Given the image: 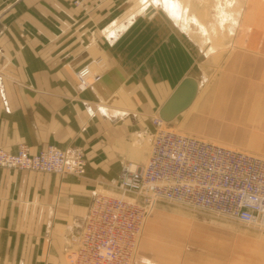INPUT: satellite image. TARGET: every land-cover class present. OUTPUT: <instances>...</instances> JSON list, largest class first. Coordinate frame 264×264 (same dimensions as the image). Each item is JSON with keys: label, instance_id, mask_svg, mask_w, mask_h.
<instances>
[{"label": "crops", "instance_id": "1", "mask_svg": "<svg viewBox=\"0 0 264 264\" xmlns=\"http://www.w3.org/2000/svg\"><path fill=\"white\" fill-rule=\"evenodd\" d=\"M137 1L81 8L71 0H0V147L15 152L26 144L36 153L50 143L64 149L74 139L87 151V174L113 181L119 155L128 152L125 132L137 134L141 123L158 115L184 77L198 82L193 101L230 96L225 76L213 81L210 93L200 91L201 79L187 71L182 43L193 42L190 25L203 26V0H178L183 21L164 7L144 9ZM263 39L249 34L244 40ZM93 53L109 57L111 69L97 88L77 92L75 73ZM237 80L241 91L247 80ZM110 89L121 94L112 101L131 107L103 105L101 94ZM45 175L53 173L0 167V264H64L63 232L72 228L59 216L81 211L85 197L74 193L60 208Z\"/></svg>", "mask_w": 264, "mask_h": 264}, {"label": "rangeland", "instance_id": "2", "mask_svg": "<svg viewBox=\"0 0 264 264\" xmlns=\"http://www.w3.org/2000/svg\"><path fill=\"white\" fill-rule=\"evenodd\" d=\"M170 1H176L181 7L172 17L187 20L186 15L182 17L185 14L182 3L166 0L167 8ZM139 4L140 0L137 1ZM203 5V11L199 12L203 26L190 25L188 34L193 42L182 43L187 51V71L201 79L200 91L210 93L216 89L213 81L225 76L230 83V96L196 101L194 107L183 110L166 122V127L264 158V0H203ZM165 11L169 14V8ZM162 16L160 12L158 19ZM249 34L263 40H244ZM152 44L141 43L140 46ZM93 54L79 68L88 66L91 69L90 87L95 89L107 77L111 64L106 55ZM245 66L249 67L246 71L237 69ZM239 78L247 80L241 91L240 85L236 84ZM117 95L121 94L112 89L108 93L103 91L101 103L106 106L116 104L124 109L131 107L129 101H112ZM156 115L153 113L148 122L141 123L137 134L125 132L124 147L128 152L119 155L121 161L113 181H103L87 174V151L74 139L64 149H77L84 164L82 171L79 174L60 172L45 175L54 188L51 200L57 201L60 208L68 206V198L74 193L85 197L81 211L68 214L67 218L57 217L63 219L61 224L66 222L72 228L70 232L66 229L63 232V249L69 235L78 230L85 216L90 188H93L92 192L116 190L121 165L132 163L139 166L145 161L150 138L156 129L151 120ZM49 145L58 147L54 143ZM63 259L65 263L64 250ZM263 259L264 238L255 228L207 211L158 199L145 213L132 264H264Z\"/></svg>", "mask_w": 264, "mask_h": 264}, {"label": "built area", "instance_id": "3", "mask_svg": "<svg viewBox=\"0 0 264 264\" xmlns=\"http://www.w3.org/2000/svg\"><path fill=\"white\" fill-rule=\"evenodd\" d=\"M104 1L71 0L81 8ZM75 77L82 92L93 73L84 66ZM151 121L156 129L145 161L122 164L116 190L92 192L78 230L64 246V264H132L145 213L158 199L240 222L264 238V158L178 133L159 115ZM83 165L77 149L47 145L31 153L26 144L15 152L0 149L3 168L79 174Z\"/></svg>", "mask_w": 264, "mask_h": 264}, {"label": "water", "instance_id": "4", "mask_svg": "<svg viewBox=\"0 0 264 264\" xmlns=\"http://www.w3.org/2000/svg\"><path fill=\"white\" fill-rule=\"evenodd\" d=\"M197 90L198 82L193 77H184L159 108V117L165 122L171 121L191 104Z\"/></svg>", "mask_w": 264, "mask_h": 264}, {"label": "bare ground", "instance_id": "5", "mask_svg": "<svg viewBox=\"0 0 264 264\" xmlns=\"http://www.w3.org/2000/svg\"><path fill=\"white\" fill-rule=\"evenodd\" d=\"M140 1H141V4H139V5L141 7H144V9L147 6H149L152 10H155L157 7H164V9H167V10L169 8V13H170L171 16L176 15V13H177V10L176 9H180L181 8L180 5L178 6V4H177L176 1H174V2L173 1H170L168 8H167V5H166V0H140ZM109 33H112V30L111 29H109ZM122 97H123V95H122ZM195 103H196V101H192L191 104L186 109H191L192 107L195 106ZM131 165H132V167L135 166L133 164H131Z\"/></svg>", "mask_w": 264, "mask_h": 264}]
</instances>
